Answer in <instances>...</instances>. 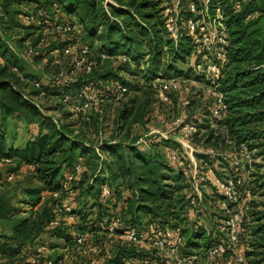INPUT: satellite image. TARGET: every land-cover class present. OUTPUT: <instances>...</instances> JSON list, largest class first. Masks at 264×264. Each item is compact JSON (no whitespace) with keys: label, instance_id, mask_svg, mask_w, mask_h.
<instances>
[{"label":"trees","instance_id":"16d2710c","mask_svg":"<svg viewBox=\"0 0 264 264\" xmlns=\"http://www.w3.org/2000/svg\"><path fill=\"white\" fill-rule=\"evenodd\" d=\"M52 2L58 3L59 11L64 18L76 20L83 25L84 40L91 50H93L92 46L95 41L100 42L94 48L96 52L92 51L97 65L102 63L98 56L100 53L110 56L125 54L131 62H115L116 70L101 69L99 71L96 66L92 74L80 76L67 86L61 83L52 86L43 84V88L47 92L59 94L61 91L69 89L74 92L90 81L104 82L119 78L117 74L120 71H131V64L139 65L141 55L137 48L143 44H148V47L145 52L147 56L146 68L142 77L149 82L148 87L152 90V81L156 77L167 76V71L173 67L174 62L181 56L180 54L186 52L184 45L188 47L190 43V47H192L190 38L185 33H182L177 44L168 37L163 24L159 0H49L48 11L52 10ZM235 3H239V8L235 7ZM216 6L222 10L227 39L228 62L219 81V90L224 94L227 111L225 117L220 121V126L224 129V134H221L222 137L219 138L220 142L215 140L217 136L213 137V133L210 132L211 140L207 141L206 145L217 146L220 144L223 148H227L226 138H228L235 144L245 142L252 150L258 147L263 148L262 154H264V0H210V7ZM182 12L185 18L190 16L189 11L182 10ZM37 36L39 39V35ZM65 43L67 42L53 40L46 52L52 54L54 50L61 51ZM8 52L10 55L16 54L10 48L9 43L0 39V56L4 60L3 63H0V159L10 158L12 163L6 164V166H14L4 177L0 173V187L6 180L7 174H14L20 164L32 166L33 169L30 171H32L37 185L27 190L28 196L31 197V201L27 203L35 207L40 204L43 192H64L65 173L70 171L79 162V159H84L88 164L92 157H97L95 153L98 147L102 152L105 151L114 157L117 155L118 159L126 160V163L123 166L119 182L116 180L115 184L111 180L108 181L109 178L101 171L102 165H106L103 160H100L98 164L94 163L93 173L87 177L90 179L89 182L84 181L85 176L81 175L84 168L78 178L71 181L69 188L73 187L74 189L75 183L72 184V182H87L84 186L81 182L74 190L78 191L77 197L74 196V210L80 217L75 230L83 233L105 230V222L110 218L107 211L109 200L102 202L99 198L100 186L103 184L109 185L112 189L114 200H121L126 204L127 207L122 217L127 227L139 228L143 224L153 221L178 227L176 212L179 209L177 206L179 202H184L185 207L188 205L183 197L186 188L184 177L181 170H175L164 158H158L149 151L153 147L163 149L170 144V141H152L150 148L145 150L140 149L138 144L133 141L130 143L108 141L101 142L97 146L86 143L77 138L80 133L74 128V123L69 121L61 124L60 122L55 123L51 115L39 109L40 105L33 99L39 95V89H36L31 83L35 78H29L25 73L21 74L22 66L13 60L7 54ZM60 58L62 55H59L57 59ZM64 60L69 61V59ZM107 62L110 63V60L103 61V63ZM13 66L17 67V71L12 70ZM132 83L131 91L136 92L141 88V86ZM95 116L92 115V118ZM11 117L28 122L34 121L35 125H38L34 135L19 147L9 145L6 141L5 125ZM63 118L73 121L82 119L81 116L73 117L70 112L65 113ZM80 136L82 137V135ZM257 141H261V143L254 144ZM196 156L201 157L202 155L197 153ZM259 174L253 184L264 195V191H262L264 189V174ZM125 191H128L130 195L124 196ZM87 197L94 199L89 205H87ZM54 202L45 203L46 205L40 204V207L35 209V214L43 212L42 230L47 228L52 220L50 206ZM92 208L95 209V212L88 210ZM6 209H9L6 198L0 191L1 217L6 216ZM13 210L11 208V214L14 213ZM93 213H95V217L92 216ZM249 213L250 210L243 222L241 240L247 234L246 222ZM259 213H254L255 220L261 219V215L258 216ZM139 214L150 217L141 220ZM51 231L49 234L52 237L65 241L71 238L66 228L53 227ZM257 232L260 233L258 239L261 241H255L256 247H261L264 250V224L258 225L257 229L253 230V234ZM8 245L7 238L0 236L1 255L6 254ZM114 245V257L107 264L116 262L120 256L139 259L149 257L148 253L137 250L136 245L122 241L119 235L114 240ZM27 247L24 243L17 242V247L12 253L13 259L19 254H25L21 259L24 260L27 255ZM24 249L25 251H23ZM259 254L264 255V251ZM259 262L264 264V256Z\"/></svg>","mask_w":264,"mask_h":264},{"label":"built area","instance_id":"2783aa9c","mask_svg":"<svg viewBox=\"0 0 264 264\" xmlns=\"http://www.w3.org/2000/svg\"><path fill=\"white\" fill-rule=\"evenodd\" d=\"M159 1L165 30L173 42L177 43L182 35V24H185L184 33L190 38L195 58L200 60L194 70L203 80L199 81L193 77H156L151 83L156 100L152 103L147 114L148 120L144 124L148 130L136 142L143 149H148L152 141H170V144L163 148L164 157L175 170H181L186 184L183 197L190 208L188 221L195 228L201 226L198 214L206 204L207 197L211 192L216 194L215 209L212 211L217 217L213 229L215 241L203 248L202 252L191 250L187 253L188 248L179 226L174 227L167 223L160 224L153 221L139 228L127 227L122 217L127 206L121 200L113 199L112 189L107 184L100 186L99 195L102 202L109 200L107 211L110 219L105 222V230L84 233L76 231L75 226L79 223L80 217L74 210L75 200L71 196L69 184L80 175L83 169L80 162L65 173L63 182L65 191L51 193L55 204L50 224L52 227L66 228L69 231L70 242L63 246L62 250H67L69 245L73 254L68 259L66 257L68 254L51 257V252L57 245L52 243L53 249L49 248L48 244L42 243L39 237V241L26 248L25 264H74L71 259L79 260L78 264H107L114 257V240L117 239V235L122 241L136 245L137 250L148 253L149 257L139 259L120 256L112 264H246L244 254L239 252V242L243 222L250 210L252 200L248 174L255 163L254 150L250 149L245 142L235 144L228 138H226L227 148H223L220 144L206 145L203 149H196L194 146L196 138L207 129H210L213 135L217 134L216 130L227 111L224 94L219 90V81L228 62L224 16L220 7H210V0H199V2L190 0L185 8L190 16L182 21L181 0ZM239 6V3H235L236 8ZM51 8L52 16L42 9H28L22 16L26 23L35 27L41 42L45 41L48 35L54 37L51 41L58 39L67 42L61 51L54 50L52 53L59 52L62 58L69 61L66 60L62 65L64 59L61 62L55 58V63L60 64L58 69L44 73L41 80L31 81L33 86L39 89L37 97L48 95L43 84L52 86L61 83L67 86L80 76L92 74L97 66V60L84 40L83 25L76 20L64 18L62 14L56 15L59 12L57 2H52ZM9 46L17 54L13 46L10 44ZM23 55L36 57L40 56L41 52L37 46L28 45ZM98 56L100 62L105 60L131 62L125 54L110 56L100 53ZM3 62L0 56V63ZM12 70L17 71V67L13 66ZM127 82L129 83L118 79L104 82L90 81L77 91L63 90L56 96L60 104L67 108L73 117L81 116L82 119L90 122L92 115L101 116L105 111L112 110L118 101L131 91L132 82ZM175 96H178V101L175 103L176 111L168 114L170 120L166 121L164 107L174 108ZM195 98H200L202 108L208 111L205 115L208 128L202 129L199 125L202 115L192 117L189 114V108ZM39 109L44 111L41 106ZM51 116L55 123H59L58 119ZM152 122H159L165 128L153 126L150 124ZM220 133L224 134V129H221ZM33 135L34 133L31 134ZM227 149L231 152L228 153ZM96 153L101 157L98 147ZM197 153L202 156L197 157ZM221 160L229 162L230 173L216 174L212 172L211 167L208 168L210 163ZM11 163L10 158L0 159L1 165ZM27 167L29 170L33 169L30 165ZM13 178V173L6 176L7 181ZM125 194L127 193L124 192L123 195L126 196ZM87 199V205L94 200L92 197ZM88 210L95 212L93 208ZM92 216L95 217V213Z\"/></svg>","mask_w":264,"mask_h":264},{"label":"rangeland","instance_id":"374dc122","mask_svg":"<svg viewBox=\"0 0 264 264\" xmlns=\"http://www.w3.org/2000/svg\"><path fill=\"white\" fill-rule=\"evenodd\" d=\"M49 0H0V39L5 43H9L16 50L17 54H12L8 52L7 54L13 60H16L19 65L22 66L23 71L21 74H27L29 78H35L37 80L43 79L44 73L55 70L58 65L55 63L54 58H58L59 52L56 53H47L48 47H50L51 40L54 38L51 35H48L45 38V41L41 42L38 39V33L34 27L30 24L26 23L23 20V12L28 9H42L45 10L46 13H51L52 10H47ZM190 0H181L182 10H185L186 3ZM199 2V0H194ZM44 7V8H43ZM48 11V12H47ZM62 14L60 11L56 13V15ZM64 14V13H63ZM49 15V14H48ZM52 16V13L50 14ZM185 16L182 12V21H184ZM182 33L185 32V24H182ZM48 38V39H47ZM180 38V37H179ZM178 38V40H179ZM47 39V40H46ZM172 40V39H171ZM177 40V41H178ZM191 42V41H190ZM99 41H95L93 43V50L95 47L99 45ZM175 43V42H174ZM177 44V43H175ZM28 45L37 46L41 52L39 57H25L23 52L25 51ZM192 46V43H191ZM148 44L140 45L137 50L139 55H141L139 59V65L131 64L130 70L120 71L116 78L118 80L131 81L137 86H141L139 90L136 92L130 91L128 94L124 95L118 103L112 108V110H108L102 116H95L92 118L91 122L85 123L82 119L78 121H73L71 119L66 120L64 114L69 112L67 108L60 104L59 98L56 96V93L48 92V95L35 97L33 98L49 115H53L58 121L61 123H67V121L75 124V129L79 130V136L77 138L82 139L88 144L93 146L99 145L101 142H124L130 143L131 141L137 144L138 138L148 130L146 126H144L145 122H147V114L151 108L152 103L156 100V96L153 90H151L148 85L149 82L146 81L142 77L144 74L146 64L145 61L147 56L145 52L147 51ZM188 48V49H187ZM186 49V50H185ZM92 50V51H93ZM184 51L181 53L180 57H178L177 61L174 62L173 67L167 71V76L165 77H193L199 81L203 80L200 74H196L194 68L200 60L195 58V51L193 47H190V43L188 47L184 45ZM96 50L93 51V53ZM23 55V56H22ZM62 62V58L59 59ZM116 60V59H115ZM117 61V60H116ZM66 60L62 62V65ZM157 65V64H155ZM99 71L101 69H117V65L114 61L110 60V63H99L96 67ZM162 72V70H161ZM118 73V72H117ZM114 79V78H113ZM202 96V95H200ZM201 98V97H200ZM200 98H195L193 100L191 107L189 108V114L193 116H201L199 125L202 129L208 126L207 118L205 117L208 114L206 108H202V102ZM178 101V96L173 98V107H164V119L166 121L170 120V114L172 111H176L175 103ZM59 115V116H58ZM31 122V123H30ZM153 126H157L159 128H165L164 125H161L159 122L150 123ZM37 126L34 121H27L23 119L9 118L6 122V141L9 145H14L19 147L20 145H24L25 141L31 136L32 133L37 131ZM221 129L223 127L218 126L217 134L213 135V137L221 138ZM82 135V137L80 136ZM210 129H207L202 133L200 137H197L194 141V146L197 149H203L206 147L207 141L211 140L209 137ZM217 137L215 140L220 142ZM260 144L261 141L254 142V144ZM139 146V145H137ZM258 146V145H257ZM140 149H143L139 146ZM228 153H230V149H227ZM151 151L156 157H164V150L160 148L153 147ZM263 148L258 147L254 150L255 163L252 169L249 171L248 181L251 187V195L252 200L250 204V213L248 214L247 224V234L243 240L239 242V252L244 254L246 264H261L259 262L263 258V254H259L263 252V248L256 247L255 241H261L258 239L260 233L253 234V230L257 229V226L260 224H264V195L261 194V190H257L254 181L258 175L264 174V154H262ZM97 157L91 158V160L86 163L84 159H79L81 162L83 171L81 175L85 176L83 179L87 182L90 181L89 177L91 173H93V169L95 168L94 163L98 164L100 160H103L106 165H102L100 168L108 181H112L115 184V181L119 182V178L123 173V166L126 163L124 159H118L117 155L114 157L111 154L106 153L105 151H101V157L95 153ZM91 157V156H89ZM117 158V159H116ZM96 161V162H95ZM98 167V166H97ZM121 167V168H120ZM211 167V168H210ZM217 167V168H216ZM14 166H6L0 164V173L6 175L8 171H11ZM208 168L212 170V172L216 174H224L230 173V164L226 161L212 162L208 165ZM104 169V170H103ZM105 169H107L105 171ZM122 170V171H121ZM15 174V173H14ZM4 180V179H3ZM82 181H74L75 189L72 187L69 188L71 196L77 197L78 191L76 190V186H78ZM87 182H82L83 186ZM71 183V182H70ZM259 184V183H257ZM37 185L34 177L29 171H21L17 172V176L15 174L14 178L11 181L4 180L3 184L0 187L1 193L6 198V203L8 204V208L6 209V216H0V236L3 238H7L9 241V247L7 248L6 254H2L0 257V264H25V259L21 260L25 254H19L15 256L13 259L12 253L17 247V242L24 243L25 247H31L35 244L36 241H39L38 235L40 233H44L47 236L40 238L42 243L48 244L49 248H52V243L57 242H49L50 236L49 233L51 231V222L42 230L41 224L43 222L42 218L44 217L43 212H38L35 214L40 204H49L50 202H54L53 197H49L47 194H43L41 202L39 205L33 207L28 201H31V197L28 196L27 190L31 189V187H35ZM264 191V189H262ZM123 193V192H122ZM126 196L130 195L128 191H125ZM211 192L207 197L206 204L199 210L198 216L201 222V226L195 228L192 223L188 221V212L189 206H184V202H179V205L176 212V223L179 226L181 233L185 238V245L188 248L186 252L191 250H197L202 252V249L211 245L215 240L213 237V229L216 225L217 217L214 216L212 211L215 209L214 200L216 198V194ZM54 203H52L51 210L54 207ZM46 205V204H45ZM11 208L14 209L10 213ZM16 209V210H15ZM18 209V210H17ZM260 212L258 216L261 215L260 220H255L254 213ZM141 220H145L150 216H143L139 214ZM138 216V217H139ZM29 220V221H28ZM39 231H42L39 233ZM67 231V230H66ZM68 232V231H67ZM39 233V234H38ZM69 233V232H68ZM38 238V240L36 239ZM64 246L69 244L70 240L65 241L62 240ZM58 243V242H57ZM254 243V245H252ZM55 245V244H53ZM55 249L51 252V257H57L58 255H66L67 259L73 253L68 249L63 251L59 247H54ZM53 249V248H52ZM25 251V249L23 250ZM69 252V253H68ZM263 264V263H262Z\"/></svg>","mask_w":264,"mask_h":264},{"label":"crops","instance_id":"0c3cea01","mask_svg":"<svg viewBox=\"0 0 264 264\" xmlns=\"http://www.w3.org/2000/svg\"><path fill=\"white\" fill-rule=\"evenodd\" d=\"M21 171H29V173L30 174H32V171H30L29 169H28V167L25 165V164H20L19 166H18V168L15 170V174H16V176H17V172H21ZM15 174H14V176H15ZM43 194H47L50 198L52 197V195H51V193H49V192H43L42 193V197H43ZM39 205V204H38ZM35 208H36V206H35ZM50 235V234H49ZM47 235L46 234H44V233H40L39 235H38V237H40V238H42V237H46ZM50 241L51 240H53L52 242H55L54 240H56L57 242H55L54 244L55 245H57V247H59V248H61L62 249V247L64 246V244L62 243L63 241H62V239L60 238V239H58V238H55V237H52V236H50V239H49ZM71 261L74 263V264H78V262H79V260H75V259H71Z\"/></svg>","mask_w":264,"mask_h":264}]
</instances>
